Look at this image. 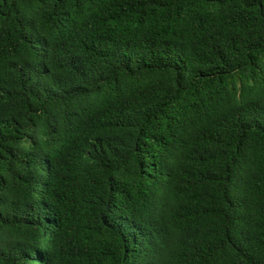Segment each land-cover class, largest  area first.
<instances>
[{
  "label": "trees",
  "instance_id": "16d2710c",
  "mask_svg": "<svg viewBox=\"0 0 264 264\" xmlns=\"http://www.w3.org/2000/svg\"><path fill=\"white\" fill-rule=\"evenodd\" d=\"M0 264H264V0H0Z\"/></svg>",
  "mask_w": 264,
  "mask_h": 264
}]
</instances>
